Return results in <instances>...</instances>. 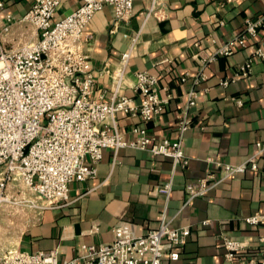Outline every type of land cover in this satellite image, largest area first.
Masks as SVG:
<instances>
[{
  "label": "crops",
  "instance_id": "0c3cea01",
  "mask_svg": "<svg viewBox=\"0 0 264 264\" xmlns=\"http://www.w3.org/2000/svg\"><path fill=\"white\" fill-rule=\"evenodd\" d=\"M4 2L6 13L21 18L34 0ZM81 3L64 0L54 19L72 13ZM115 15L114 7L107 5L87 26L93 38L85 42L84 51L96 76L94 96L111 100V78L100 71L118 66L122 52L138 36L125 93L139 103L134 74L149 71L158 75L159 95L168 101L165 111L148 125L151 136L175 137L177 117L187 102L185 93L194 85L198 90V103L189 112L192 127L186 134L189 164L175 167L169 158L133 148H122L115 158L107 149L97 175L70 183L69 203L43 211L2 204L0 254L13 248L28 252L58 248L64 261L75 257L85 243L111 242L122 219L142 235L159 226L167 200L158 187L173 180L167 212L174 226H190L191 234L181 258H165L164 264H232L220 246L224 235L246 242L241 258H264V224L244 220L264 215V173L247 170L185 205L186 184L206 175L212 166L209 158L238 164L253 153L258 141L264 142V62L254 61L251 78L222 85L251 56L250 47L216 57L206 66V78L195 83L204 59L243 32L247 20L264 17V0H133L128 21H117ZM18 20L4 35L7 47L37 39L36 28ZM247 37L250 46L264 41V26L255 40ZM117 116L118 130L134 139L132 129L142 124L140 116L123 112Z\"/></svg>",
  "mask_w": 264,
  "mask_h": 264
},
{
  "label": "built area",
  "instance_id": "2783aa9c",
  "mask_svg": "<svg viewBox=\"0 0 264 264\" xmlns=\"http://www.w3.org/2000/svg\"><path fill=\"white\" fill-rule=\"evenodd\" d=\"M63 1L34 0L31 9L16 18L5 12V2L0 0V206L7 203L43 211L69 203L70 183L97 175L98 163L107 149L115 158L122 148H133L169 158L175 167L189 164L186 134L192 127L189 112L198 103V90L194 85L185 93L187 102L177 117L175 137L151 136L148 125L165 111L168 101L159 95L158 75L149 71L134 74L133 89L140 97L139 103L125 93L138 36L122 52L118 66L100 71L111 78V100L94 96L96 76L84 51L85 42L93 38L87 26L107 5L114 7L117 21H128L133 15V0H82L72 13L55 20ZM17 19L31 23L37 39L10 48L4 35ZM263 26L264 17L247 20L243 32L203 60L195 83L206 78V66L216 57L230 56L247 47L251 56L222 85L251 78L254 61L264 62V41L250 46L247 36L255 40ZM236 101L244 104L242 99ZM119 112L140 116L142 124L132 129L134 139H127L118 130ZM263 159V141H258L253 153L238 164L209 158L212 166L206 175L186 184L185 205L247 170L264 173ZM158 189L166 195V208L159 226L142 235L135 234L132 223L122 219L114 227L111 242L85 243L70 259L61 261L58 248L36 252L13 248L0 254V264H164L165 258L177 261L191 227L174 226L173 217L168 215L173 180ZM244 220L260 225L264 224V215L256 213ZM220 246L232 264H264V258L240 257L247 247L245 241L224 235Z\"/></svg>",
  "mask_w": 264,
  "mask_h": 264
}]
</instances>
